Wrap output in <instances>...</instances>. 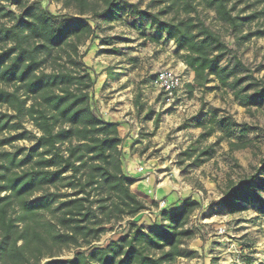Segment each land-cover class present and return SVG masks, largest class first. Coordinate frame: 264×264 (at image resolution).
Listing matches in <instances>:
<instances>
[{"label": "trees", "instance_id": "1", "mask_svg": "<svg viewBox=\"0 0 264 264\" xmlns=\"http://www.w3.org/2000/svg\"><path fill=\"white\" fill-rule=\"evenodd\" d=\"M55 1L73 16L55 15L39 0H0V264H175L193 256L185 244L196 235L190 222L199 200L187 196L179 209L163 208L161 223L149 230L135 219L147 206L123 168L120 123L92 107L96 80L81 47L98 38L100 23L133 14L150 21L149 41L175 43L194 72V82L187 84L191 92L214 89L209 84L217 79L241 105L261 108L264 84L236 55L228 57L231 47L199 17L162 19L120 0ZM175 1L182 4L171 8L197 12L192 0ZM201 1L238 41L264 34L246 30L260 17L264 0L242 8L238 3L244 0ZM189 126L203 129L200 138L220 128L230 153L255 144L249 136L253 126L218 119L215 110ZM183 154L196 165L213 156L210 147L197 146ZM217 204L228 213L251 206L264 215V158L255 173L230 177ZM122 220L125 234L99 244ZM70 248L74 256L61 257Z\"/></svg>", "mask_w": 264, "mask_h": 264}, {"label": "rangeland", "instance_id": "2", "mask_svg": "<svg viewBox=\"0 0 264 264\" xmlns=\"http://www.w3.org/2000/svg\"><path fill=\"white\" fill-rule=\"evenodd\" d=\"M39 1L55 15L73 16L72 10L64 9L55 0ZM120 1L136 4L140 10L156 14L162 19L199 17L231 47L232 52L228 57L236 55L251 70L256 80L264 84V34L248 41H238L228 25L218 19L214 10L200 5L204 4L201 0H192L197 5V12L189 14L180 11V8H171L170 4H182L174 0ZM248 2L253 0L238 3L242 4L239 8ZM10 7L17 11L16 6ZM258 10H263L260 17L246 30L264 32V8L260 6ZM99 26L98 38L82 46L81 52L84 53L85 63L91 65V72L96 79L105 73L119 74L116 80L109 77L115 83L106 92H116L119 88L123 90L121 100L130 105L127 113H133L140 126L142 144L138 148L141 149V155L154 162L157 167L162 166L159 167L160 171H166L167 176L181 182L184 188L194 191L204 204L211 206L213 210H220L213 216L210 224L194 219L203 230L199 231L198 237L201 236L205 250L201 254L196 251L192 252L191 257L179 258L175 264H205V258L207 264H264V217L250 216L247 211L228 213L217 204L230 177L237 180L255 173L264 158V107L241 105L235 99L233 90L221 86L217 79L209 84L215 86L214 89L196 87L191 92L187 87L188 83L194 82L191 71L184 69L171 42L167 45H155L147 39V35L154 30L146 19L130 14L115 23H100ZM104 39L112 40L111 43H103ZM113 49L119 52L109 51ZM226 62L225 59L223 63ZM162 69H170L183 78L179 92L171 101L155 85L156 75ZM214 110L218 119L225 118L238 124L248 123L253 126L249 136L255 139L254 147L230 153L229 140L220 128L212 135L200 138L203 129L189 124L196 118L206 116L208 119L210 112ZM232 140L236 141V138ZM18 144L28 145L29 142L21 141ZM190 146H197L200 150L210 147L213 156L209 159L202 157L205 161L196 165L194 157L188 158L183 154ZM258 218H261L260 222ZM203 224L209 225L206 228ZM220 225L226 227L225 234L218 232ZM126 230V221L122 220L110 227L98 243L106 244L110 239L125 234ZM194 239L195 237L187 241L185 248L188 249ZM74 254L73 248L60 253L63 258H72ZM194 256L198 258L194 259Z\"/></svg>", "mask_w": 264, "mask_h": 264}, {"label": "crops", "instance_id": "3", "mask_svg": "<svg viewBox=\"0 0 264 264\" xmlns=\"http://www.w3.org/2000/svg\"><path fill=\"white\" fill-rule=\"evenodd\" d=\"M170 42L173 44L174 53L177 54V48L173 41L166 42L165 40H162L160 43L154 44L167 45ZM179 60L184 69L187 68L189 71H191V79H194V72L188 68L181 59ZM87 65L89 67L91 66L88 63ZM118 75V73L113 75L110 72L105 73L98 79L95 78L96 82L92 93V107L102 118L120 123L119 132L124 138V143L122 146L123 168L129 177L135 179V182L131 185V190L141 199H143L147 206V209L137 215L135 219L138 220V224L149 230L161 223L160 212L163 208L159 207V200H166V205L164 208L167 210L179 209L181 207L183 198L187 196H191L199 200L201 202V207L192 216L190 222V226L195 229L196 235L194 242L188 246V250L191 252L198 251V254H201L205 248H203V241L200 239L201 236H198L200 235L199 231L203 230L196 224L197 222L194 219L198 218L199 222L210 224L213 221V216H215L220 210H218V208L213 210L211 206L204 204L199 195L195 194L194 191H191L187 187L184 188L181 182L175 181L167 176L166 171H160L159 167L162 166L157 167L154 162L146 160L145 157L141 155V149L138 148L140 144H142V140L139 135L140 126L136 116L131 112L127 113L128 107L130 105H128V103L126 104L125 100H121V96L123 95L122 93H124L122 92L123 90L119 88L116 92H106L109 88L113 87L115 83V81H112L109 77L116 80ZM147 117H149V114ZM141 165L148 170V175L138 170V167ZM245 211H247L250 216L255 215L256 217H264V215L259 214L251 206ZM261 218H258V222L261 221ZM209 224H203V226L207 228ZM198 239H200V243L198 242ZM239 247H242V245H239ZM196 258L198 257H195L194 259ZM206 261L207 259L205 258V262L203 263L207 264ZM191 263H193V261H191Z\"/></svg>", "mask_w": 264, "mask_h": 264}, {"label": "built area", "instance_id": "4", "mask_svg": "<svg viewBox=\"0 0 264 264\" xmlns=\"http://www.w3.org/2000/svg\"><path fill=\"white\" fill-rule=\"evenodd\" d=\"M182 84H183L182 76L170 69H162L156 75L155 85L158 87L160 91H162L167 96V99L169 101L175 98ZM138 170L140 172H144L146 175L149 174L147 172L148 170L142 165L138 167ZM158 205L160 208H164L166 205V200L164 199L159 200ZM218 232L220 234H225L226 227L219 226Z\"/></svg>", "mask_w": 264, "mask_h": 264}]
</instances>
